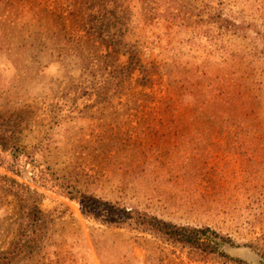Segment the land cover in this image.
<instances>
[{"label": "rangeland", "instance_id": "obj_1", "mask_svg": "<svg viewBox=\"0 0 264 264\" xmlns=\"http://www.w3.org/2000/svg\"><path fill=\"white\" fill-rule=\"evenodd\" d=\"M0 177V264H264V0H0Z\"/></svg>", "mask_w": 264, "mask_h": 264}, {"label": "trees", "instance_id": "obj_2", "mask_svg": "<svg viewBox=\"0 0 264 264\" xmlns=\"http://www.w3.org/2000/svg\"><path fill=\"white\" fill-rule=\"evenodd\" d=\"M0 180L2 181L1 177ZM7 181V179L3 180V182ZM71 199L74 198L72 197ZM84 206L86 209L90 208L89 213H92L94 216L105 217L107 221H110L111 223L115 222L117 225L122 223L133 228L147 230L169 244L187 247L207 255L215 253L216 251L214 246L211 244L210 237L206 236V232L210 231L207 228L195 229L179 227L166 223L146 213L139 212L136 209L125 208L120 205H112L110 203L96 205L93 202H89L84 203ZM213 235L221 238L218 234L213 233ZM221 239L222 241H225L224 238ZM219 245L220 243L216 241V246Z\"/></svg>", "mask_w": 264, "mask_h": 264}]
</instances>
